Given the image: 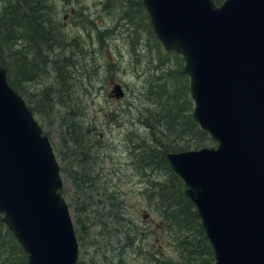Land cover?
<instances>
[{
  "label": "water",
  "instance_id": "water-1",
  "mask_svg": "<svg viewBox=\"0 0 264 264\" xmlns=\"http://www.w3.org/2000/svg\"><path fill=\"white\" fill-rule=\"evenodd\" d=\"M185 58L193 117L217 142L167 153L215 264H264V0H143ZM125 95L115 83L109 96ZM49 137L0 65V212L28 264H77L79 242Z\"/></svg>",
  "mask_w": 264,
  "mask_h": 264
},
{
  "label": "rangeland",
  "instance_id": "rangeland-1",
  "mask_svg": "<svg viewBox=\"0 0 264 264\" xmlns=\"http://www.w3.org/2000/svg\"><path fill=\"white\" fill-rule=\"evenodd\" d=\"M37 1L41 2L42 12L51 18L50 27L53 35L60 37V43L63 41L71 43L67 49L66 44L64 49L66 54L72 55V61L76 63L72 66L73 78L70 81L73 86L66 85V88L63 86L59 90L55 89L50 110H42L41 114L34 110L35 103L38 105L36 100L40 91L54 80L53 68L46 64L44 71L41 69L37 75L27 79L18 75L11 58L7 57L6 61L12 67L25 95L18 93L30 109L33 108L35 118L53 145L61 165L64 196L69 204L75 228L79 229L76 223L79 213L75 210V202L79 196L75 190L76 185H73L68 173L63 171L59 154L63 146L61 125L67 119L80 124L84 130L88 126H93L96 130H90L87 138L95 143L92 155L95 157L97 170L101 172L98 180V185L102 188L100 193L115 191L119 194L124 210L133 221L132 225L140 230L142 227L148 228L147 236H142V240L139 241L142 252L136 255L128 254L127 264H158V261L165 264L167 260L183 261V257L177 252L179 245L175 241V234L173 231L165 230L160 223L159 214L154 209L155 201L149 200V195L159 193L158 185L153 183L170 184L172 177L163 162L153 160L157 164L154 166L156 170L147 173L139 168L138 163L141 153L142 157L146 155L144 146H153L152 143L144 145V137L150 139L151 133L141 123L142 118L148 109L157 110L161 104L167 106L165 99L156 98L151 92L156 89V83L162 82L170 91L177 92L179 99L183 93V84L184 87L188 85L186 101L192 100L189 76L185 71L183 74L185 76L180 75L184 68L183 57L175 51L166 50L162 45L142 0ZM2 6L0 2V16L5 17L6 13L1 10ZM3 30L4 28L0 27V33ZM19 35L20 42L26 43L22 55L27 58L26 61L31 62L37 56V49L30 41L28 28L21 27ZM11 44L13 51H18L19 47H14L13 41ZM48 44L41 42L43 59L44 55L51 58L57 53L55 46L50 47ZM0 51L3 53L1 41ZM8 51L9 48L6 47V52ZM172 71H175L174 75H171ZM82 73L85 75L82 76ZM115 83L123 86L125 95L122 99L117 100L109 96ZM192 104L190 103L188 108V113L191 114L193 100ZM141 138L140 149L135 148V144ZM189 139V136L184 137L178 142L179 144L181 140V143L188 142ZM194 143L195 141L191 143V149L195 148ZM177 151L181 150L170 152ZM97 173L96 170L93 171V176ZM2 216L0 212V237L5 236L6 242L8 236L5 230L8 228L1 221ZM91 230L94 231L95 228L91 226ZM193 233L196 234L194 236L196 238L200 234L197 228ZM88 245L85 251L80 247L81 258L83 253L87 258L94 256L95 247ZM152 257L159 259L154 261ZM201 263V258L196 261V264Z\"/></svg>",
  "mask_w": 264,
  "mask_h": 264
},
{
  "label": "trees",
  "instance_id": "trees-1",
  "mask_svg": "<svg viewBox=\"0 0 264 264\" xmlns=\"http://www.w3.org/2000/svg\"><path fill=\"white\" fill-rule=\"evenodd\" d=\"M36 1L0 0L3 4L1 10L6 13L5 17L0 16V27L4 28L0 33L3 49V53L0 51V65L7 69L9 83L23 96L25 94L21 91L12 67L6 61L7 57L11 58L18 75L27 79L37 75L41 69L44 71L46 64L53 68L54 80L40 91L36 100L38 105L35 103L34 110L41 113L42 110H50L55 89L59 90L63 86L66 88V85L73 86L70 81L73 78L72 66L76 63L72 61V55L66 54L64 49L66 44L67 49L71 43L64 41L60 43V37L53 35L50 27L51 18L42 12V7ZM214 1L220 4L223 0ZM21 27L28 28L30 41L37 49V56L31 62L26 61L27 58L22 55L26 43L20 42ZM12 41L15 43L14 47H19L18 51H13ZM43 41L45 44L49 42L50 47L51 42L61 44H55L56 55L51 58L44 55V59L41 58L43 50L40 46ZM6 47L9 48L8 52H6ZM181 71L180 75L185 76L183 75L185 74L184 69ZM174 74L175 71H172L171 75ZM177 74L178 72L176 76ZM83 75L85 74L82 73ZM187 86L184 87L183 84L180 99L177 92L170 91L162 82H157L156 89L151 91L156 98L165 99L167 106L161 104L157 110L148 109L145 117L142 118L141 123L151 133L150 139L144 137V145L153 144V146H144L146 155L143 158L149 162L153 160L163 162L172 180L169 181L170 184L153 183V185H158L159 193L149 195V200L155 201L154 209L159 214L160 223L166 228L165 230L173 231L175 234V241L179 245L177 252L183 257V261L170 262L167 260L165 264H196L200 258L201 264H215L213 248L200 222V216L192 201L184 193L182 181L173 173L166 158V154L170 151L191 149V143L194 141L195 149L216 144L211 135L200 128L193 115L188 113L192 100L191 102L186 101ZM34 110L32 108V111ZM79 125L69 119L61 125L60 134L63 137V146L59 151L63 171L68 173L73 185H76L75 190L79 196L78 201L75 202V210L79 213L76 219L79 229L75 228V230L80 247L84 251L87 246L89 247L88 244L95 247L94 256L87 258L83 253L82 258L79 256L77 264H127L128 254L136 255L142 252L139 241L142 240V236H147L148 228L142 227L140 230L132 225L133 221L124 210L119 194L115 191L100 193L102 188L98 185V180L101 172L97 170L95 157L92 155L95 143L87 138L90 130H96L93 126H88L84 130ZM188 136L190 138L188 142L181 143V140L179 144L180 139ZM141 141L142 138L135 144V148L140 149ZM141 158L142 153L138 163ZM95 170L98 173L93 176ZM63 195H65L64 191ZM91 226L95 228L94 231L91 230ZM195 228L200 233L197 238L193 233ZM97 229L99 230L96 233ZM5 233L8 236L6 242H4L5 236L0 237V264H28V255L16 241L13 233L9 228L5 230ZM195 240L198 242L196 243ZM16 253L18 254L14 257ZM158 259L153 258L154 261ZM157 263L162 264L163 262L158 261Z\"/></svg>",
  "mask_w": 264,
  "mask_h": 264
},
{
  "label": "bare ground",
  "instance_id": "bare-ground-1",
  "mask_svg": "<svg viewBox=\"0 0 264 264\" xmlns=\"http://www.w3.org/2000/svg\"><path fill=\"white\" fill-rule=\"evenodd\" d=\"M36 2L39 5L41 4V2H39V1H36ZM51 44L53 46H55V44L61 45L60 43H55V42L54 43L51 42ZM154 166H157V164H155L153 161L149 162V161L145 160L143 157L139 161V168H141L146 173H147V171H155L156 169L154 168Z\"/></svg>",
  "mask_w": 264,
  "mask_h": 264
}]
</instances>
